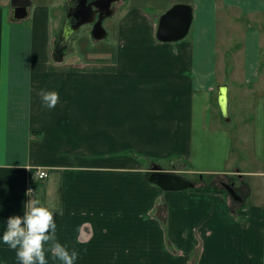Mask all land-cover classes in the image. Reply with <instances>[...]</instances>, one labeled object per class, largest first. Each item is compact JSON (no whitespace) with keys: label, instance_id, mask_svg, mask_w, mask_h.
I'll return each instance as SVG.
<instances>
[{"label":"crops","instance_id":"crops-1","mask_svg":"<svg viewBox=\"0 0 264 264\" xmlns=\"http://www.w3.org/2000/svg\"><path fill=\"white\" fill-rule=\"evenodd\" d=\"M32 1L13 21L0 0V237L46 168L31 195L53 211L74 264H264V134L248 121L233 139L228 126L246 95L264 94V0H124L87 55L59 59L51 47L68 0ZM176 3L193 5L190 32L159 41V17ZM227 57L238 64L222 69ZM42 90L58 92L54 108ZM154 165L200 181L164 190L146 178ZM48 247V264H61ZM0 264H20L2 239Z\"/></svg>","mask_w":264,"mask_h":264},{"label":"water","instance_id":"water-1","mask_svg":"<svg viewBox=\"0 0 264 264\" xmlns=\"http://www.w3.org/2000/svg\"><path fill=\"white\" fill-rule=\"evenodd\" d=\"M116 1L118 0H70L67 4L68 9L64 28L56 43V51L62 50L63 52L67 48L71 38L84 25L95 23L91 34L95 38H102L106 32L103 21L114 15L115 10L113 4ZM32 3V0H10L13 11L12 20L19 21L27 18L30 14ZM193 17V5L186 3L172 5L159 17L156 31L157 40L162 42H175L184 39L190 32ZM221 105L223 110L226 111V88L221 89ZM146 178L164 190L178 191L196 186L195 182L189 178L167 171L158 165H154L147 171ZM225 187L236 200H241L233 185L225 184Z\"/></svg>","mask_w":264,"mask_h":264},{"label":"clouds","instance_id":"clouds-1","mask_svg":"<svg viewBox=\"0 0 264 264\" xmlns=\"http://www.w3.org/2000/svg\"><path fill=\"white\" fill-rule=\"evenodd\" d=\"M42 103L48 108H54L59 101L56 91L42 90ZM29 189L26 195L30 197L24 205V214L9 216L2 241L16 251L20 264H48L45 254V244L54 260L61 264H74L78 258L76 250L69 249L58 242L54 213L43 205L39 198L31 195Z\"/></svg>","mask_w":264,"mask_h":264},{"label":"rangeland","instance_id":"rangeland-1","mask_svg":"<svg viewBox=\"0 0 264 264\" xmlns=\"http://www.w3.org/2000/svg\"><path fill=\"white\" fill-rule=\"evenodd\" d=\"M9 2V0H7ZM37 1H40L41 3H48V4H53V5H58V7H60V5L63 6V2L65 0H37ZM70 0L67 1V3L69 2ZM124 0H120L116 3L113 4V7L114 6H118L120 3H123ZM140 1V0H137V2ZM146 1V5L147 4H150V5H154V6H158L160 5V3L162 2V0H145ZM137 2H135V4H137ZM129 9H131L132 7L131 6H127ZM63 9V8H62ZM55 15V14H54ZM120 17H119V14H115V16L110 19L108 21V25H109V29L110 31H113L114 33L116 32V26H117V22L119 21ZM107 20V19H106ZM106 20L104 21V25L106 24ZM26 21V20H25ZM25 23H28V21H26ZM51 23H52V20H51ZM115 35V34H114ZM112 35V38L110 40V42L115 38V36ZM56 35H55V38L53 39L52 41V47H51V52L53 54L54 57H56V59H59V56H62V54L65 52L66 54H68V52H77V53H81L82 55L85 54L87 55L90 50H91V45H92V42L94 41V39L92 38V34H91V26L89 25H84L81 27V29L78 31V33H76L72 38L71 40L69 41V44L67 46V48L62 52L60 53H57L56 52V49H55V46H56ZM109 42V44H110ZM113 45L109 46L108 48L111 49ZM107 48L105 46H103L101 44V46L99 47V50H106ZM228 51H234V45H231L228 47ZM88 52V53H87ZM65 54V55H66ZM223 60V58H222ZM238 61L239 60H232V58H228L227 57V60H226V63H225V60L223 61L224 64L222 66V69L223 68H230V67H235L237 64H238ZM227 64V66H226ZM249 99H246L247 102H243L240 104V106H242L243 108H239V109H235V108H232L231 112L233 113L234 117H235V120L232 124L228 125L229 128H230V131L229 133H234L235 134V137L233 139L236 138V133L238 134V132L242 131V137H245L247 135H245V131L247 130L246 126H247V123H251V124H254L255 126H252L253 128V131L257 134H264V94L259 90V89H256L254 93L250 94V95H246ZM251 104L252 108L250 110V108L246 107V104ZM234 112H236V115L234 114ZM239 114H241L240 118H244V123H243V127L242 129L238 130V126H239V121H236L237 117L239 116ZM238 122V125L236 126V129L233 128L235 124H237ZM232 126V128H231ZM189 178H193L192 180L194 181H197L199 182L200 178L197 177V176H188ZM233 180L236 178L235 176L232 177ZM237 179V178H236ZM240 181V180H239ZM218 187L226 193H228V190L226 188H224L223 186V182H218ZM36 185V184H35Z\"/></svg>","mask_w":264,"mask_h":264},{"label":"built area","instance_id":"built-area-1","mask_svg":"<svg viewBox=\"0 0 264 264\" xmlns=\"http://www.w3.org/2000/svg\"><path fill=\"white\" fill-rule=\"evenodd\" d=\"M49 176L48 170L46 168H36L34 172L31 174V181L29 189L32 190L31 194L36 193V186L34 185L37 182L44 181Z\"/></svg>","mask_w":264,"mask_h":264},{"label":"flooded vegetation","instance_id":"flooded-vegetation-1","mask_svg":"<svg viewBox=\"0 0 264 264\" xmlns=\"http://www.w3.org/2000/svg\"><path fill=\"white\" fill-rule=\"evenodd\" d=\"M68 4V3H67ZM67 9H68V6L66 5V7H65V18H66V14H67ZM98 15H99V13L97 14V20H98ZM106 19H104V21H105ZM104 21H103V25H104ZM65 22V21H64ZM63 25V27H62V30H61V32L63 31V28H64V23L62 24ZM89 26H91V30H92V28H94V26H95V23H93V24H90ZM61 32H60V34H61ZM59 37V36H58ZM58 40V39H57ZM57 43V42H56ZM58 45H59V43H58ZM55 49H56V46H55ZM62 51V50H61ZM61 51H56L57 53H60Z\"/></svg>","mask_w":264,"mask_h":264},{"label":"trees","instance_id":"trees-1","mask_svg":"<svg viewBox=\"0 0 264 264\" xmlns=\"http://www.w3.org/2000/svg\"><path fill=\"white\" fill-rule=\"evenodd\" d=\"M226 192V191H225Z\"/></svg>","mask_w":264,"mask_h":264}]
</instances>
